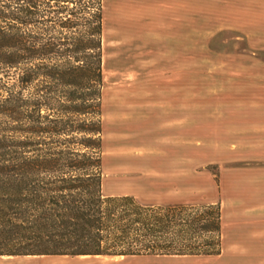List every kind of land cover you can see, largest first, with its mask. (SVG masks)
<instances>
[{"label":"trees","instance_id":"obj_1","mask_svg":"<svg viewBox=\"0 0 264 264\" xmlns=\"http://www.w3.org/2000/svg\"><path fill=\"white\" fill-rule=\"evenodd\" d=\"M102 37L103 0H0V257L218 255L219 205L102 194Z\"/></svg>","mask_w":264,"mask_h":264},{"label":"rangeland","instance_id":"obj_2","mask_svg":"<svg viewBox=\"0 0 264 264\" xmlns=\"http://www.w3.org/2000/svg\"><path fill=\"white\" fill-rule=\"evenodd\" d=\"M108 1L104 0L106 30L101 52L100 119L106 125L104 135L102 128L100 134L101 158L102 151L105 154L103 195L130 194L139 202L152 204L219 205L225 156L246 155L264 147V47L257 45L255 37L228 35L221 29L210 34L206 26L195 29L183 23L179 24V52L171 53L175 62H162L163 52H114L116 41H110L106 33L117 25L125 29L127 23L109 18ZM157 108L179 111V164L144 163L135 157L146 147H135L131 138L117 143L112 139L113 132L133 133L136 127L129 124L117 129L111 121L135 123ZM60 117L69 122L87 118ZM0 129L8 130L12 144H17V122L0 116ZM102 136L107 139L105 147ZM82 137L71 134L69 140L74 143L70 147L80 151ZM115 155L127 157L115 161ZM8 257L12 256L0 257V264H179L189 259Z\"/></svg>","mask_w":264,"mask_h":264},{"label":"crops","instance_id":"obj_3","mask_svg":"<svg viewBox=\"0 0 264 264\" xmlns=\"http://www.w3.org/2000/svg\"><path fill=\"white\" fill-rule=\"evenodd\" d=\"M104 4L103 0V31L106 30ZM107 7L111 20L125 19L127 23L125 29L117 25L115 30L106 33L111 37L110 41H116L114 52H163L162 62H175L177 59L171 53L179 52V24L183 23L195 29L206 26L210 34L221 29L228 35L255 37L257 45L264 47V0H109ZM104 48L103 44V51ZM167 78L171 80L172 77ZM178 117L179 111L157 108L149 110L135 123L113 120L110 124L117 129L132 124L136 130L133 133L113 132L115 137L112 139L117 143L131 138L136 142L135 147H146V151L142 149L144 151L135 157L144 163L179 164ZM105 127L102 120V135ZM106 140L102 136L103 147ZM126 157L114 156L115 161ZM101 160L102 192L106 177L103 151ZM150 169L155 171L153 167ZM125 195L134 197L130 194L104 196ZM218 202L220 253L215 256H179L189 258L179 264H264V147L248 151L246 155L225 156L222 197Z\"/></svg>","mask_w":264,"mask_h":264},{"label":"bare ground","instance_id":"obj_4","mask_svg":"<svg viewBox=\"0 0 264 264\" xmlns=\"http://www.w3.org/2000/svg\"><path fill=\"white\" fill-rule=\"evenodd\" d=\"M103 44H104V42H103ZM103 63H104V60H103ZM104 65V64H103ZM82 257H84L85 258V256H82ZM8 258H13V257H8ZM119 259H122V258H124V257H118Z\"/></svg>","mask_w":264,"mask_h":264}]
</instances>
